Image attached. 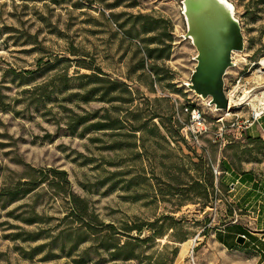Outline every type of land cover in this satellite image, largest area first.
Returning a JSON list of instances; mask_svg holds the SVG:
<instances>
[{
  "label": "rangeland",
  "instance_id": "374dc122",
  "mask_svg": "<svg viewBox=\"0 0 264 264\" xmlns=\"http://www.w3.org/2000/svg\"><path fill=\"white\" fill-rule=\"evenodd\" d=\"M229 1L245 49L225 76L224 113L187 87L196 50L179 0H0V193L42 179L0 208V264L243 263L215 231L249 215L233 175L264 171L246 122L264 99V0ZM139 15L157 29L143 32ZM188 104L206 116L199 142ZM20 204L31 224L7 215Z\"/></svg>",
  "mask_w": 264,
  "mask_h": 264
},
{
  "label": "water",
  "instance_id": "95a60500",
  "mask_svg": "<svg viewBox=\"0 0 264 264\" xmlns=\"http://www.w3.org/2000/svg\"><path fill=\"white\" fill-rule=\"evenodd\" d=\"M185 22L184 39L194 46L195 64L187 87L215 111H226L225 76L235 66L234 53L245 49L244 36L229 0H179ZM242 243L244 237L238 236Z\"/></svg>",
  "mask_w": 264,
  "mask_h": 264
},
{
  "label": "crops",
  "instance_id": "0c3cea01",
  "mask_svg": "<svg viewBox=\"0 0 264 264\" xmlns=\"http://www.w3.org/2000/svg\"><path fill=\"white\" fill-rule=\"evenodd\" d=\"M252 125L253 137L264 143V114ZM230 183L236 191L233 197L238 196L236 203L249 215L243 222H229L216 229L217 242L227 251L245 256L242 264H264V171L234 174ZM240 235L245 237L242 243L237 241Z\"/></svg>",
  "mask_w": 264,
  "mask_h": 264
},
{
  "label": "trees",
  "instance_id": "16d2710c",
  "mask_svg": "<svg viewBox=\"0 0 264 264\" xmlns=\"http://www.w3.org/2000/svg\"><path fill=\"white\" fill-rule=\"evenodd\" d=\"M138 20L141 21V29L143 32H151L154 31L155 29H157V23L159 22L158 19H153L152 17L148 16V15H139L137 17ZM146 49V53L148 56L152 57V55L154 54V52H158L159 54H162V52L164 51L163 49H159V48H145ZM159 54H157L156 58L159 57ZM152 69L154 70V72L158 75V69L156 66L152 67ZM85 78H91L92 74H84L83 75ZM125 101L126 98H125ZM110 127V128H114V124L112 122H110L109 124H104L102 122H92L89 126H87V129H102L103 127ZM153 127H158L155 123L152 124ZM259 139V138H258ZM260 140V139H259ZM26 175H30V178H32L31 174L29 172H26ZM42 182V179L38 182H36V179L32 178L31 181L29 182H18V184L14 187V188H9L6 191L2 190V193H0V208H4L6 205H8L10 202H13L15 200L21 199L24 196H26L29 193H35L34 195L38 194V186L39 183ZM56 187H59V184L57 182V184H55ZM71 213H75L76 209H79L78 206L80 205L81 207V211H80V215H82L83 210L85 209V205L84 202L77 196L72 195L71 196ZM20 210L19 213H16L15 218H20L21 221H24L28 224H31L32 222L35 221V216L36 214L33 213L32 210L25 209L24 204H20L19 206H17L16 208H14L13 210H10L7 212V215H12L13 213H15V211ZM90 228V227H88ZM77 232V240H79V238L81 237V231H76ZM26 235L28 237H32L33 236V232L32 231H27ZM128 246V243H126L125 247Z\"/></svg>",
  "mask_w": 264,
  "mask_h": 264
},
{
  "label": "built area",
  "instance_id": "2783aa9c",
  "mask_svg": "<svg viewBox=\"0 0 264 264\" xmlns=\"http://www.w3.org/2000/svg\"><path fill=\"white\" fill-rule=\"evenodd\" d=\"M226 95L228 97V103H229L230 96H229V91L227 92V90H226ZM229 111L230 108L227 107L224 113H228ZM183 112L188 115V121L186 124L187 135L189 134L190 139L193 140L194 142H199L200 138L205 133H207V120L204 112L198 107L190 106V104L184 106ZM263 114H264V99L261 100L259 108L252 110L251 118L253 119V121L247 119L246 122H248L249 125H252V123L256 121ZM219 121H222V119L220 118ZM222 135H223V130L220 129L219 132L217 133V137H221Z\"/></svg>",
  "mask_w": 264,
  "mask_h": 264
},
{
  "label": "bare ground",
  "instance_id": "6f19581e",
  "mask_svg": "<svg viewBox=\"0 0 264 264\" xmlns=\"http://www.w3.org/2000/svg\"><path fill=\"white\" fill-rule=\"evenodd\" d=\"M260 64L262 65V67L264 68V58H262L261 60H260ZM229 96H230V98H229V103H228V107L229 108H232V106H233V100H232V97H231V95H230V92H229Z\"/></svg>",
  "mask_w": 264,
  "mask_h": 264
}]
</instances>
